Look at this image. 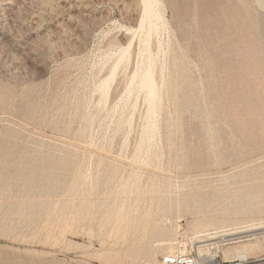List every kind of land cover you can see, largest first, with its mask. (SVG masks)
<instances>
[{
	"label": "rangeland",
	"instance_id": "1",
	"mask_svg": "<svg viewBox=\"0 0 264 264\" xmlns=\"http://www.w3.org/2000/svg\"><path fill=\"white\" fill-rule=\"evenodd\" d=\"M186 251L264 264V0H0V264Z\"/></svg>",
	"mask_w": 264,
	"mask_h": 264
},
{
	"label": "built area",
	"instance_id": "2",
	"mask_svg": "<svg viewBox=\"0 0 264 264\" xmlns=\"http://www.w3.org/2000/svg\"><path fill=\"white\" fill-rule=\"evenodd\" d=\"M160 264H215L209 258L201 257L192 252L172 253L163 257Z\"/></svg>",
	"mask_w": 264,
	"mask_h": 264
},
{
	"label": "bare ground",
	"instance_id": "3",
	"mask_svg": "<svg viewBox=\"0 0 264 264\" xmlns=\"http://www.w3.org/2000/svg\"><path fill=\"white\" fill-rule=\"evenodd\" d=\"M168 221V220H167ZM204 233V232H203ZM209 235V234H208ZM226 253H224V255H225ZM239 257H240V259L241 260H243V263L245 264V263H250L249 262V256H248V254L247 253H245V252H242V253H240L239 254ZM225 259H230V256L228 255V254H226L225 255V257H224Z\"/></svg>",
	"mask_w": 264,
	"mask_h": 264
}]
</instances>
